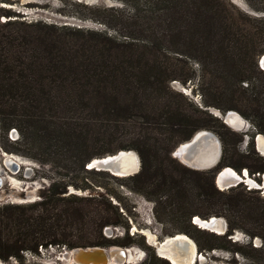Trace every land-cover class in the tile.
<instances>
[{
	"label": "trees",
	"instance_id": "obj_1",
	"mask_svg": "<svg viewBox=\"0 0 264 264\" xmlns=\"http://www.w3.org/2000/svg\"><path fill=\"white\" fill-rule=\"evenodd\" d=\"M145 3L142 14L139 10L111 16L115 24L110 28L118 35L12 19L19 13L0 6V122L7 131L17 128L25 139L32 134L34 143L41 138L48 146H61L63 138L72 139V152L42 148L43 162H55L66 170L104 174L89 169L88 163L122 149L135 150L141 158L140 171L112 177L154 201L155 208L166 193L179 197L178 207L162 202L165 214L180 225L178 232L193 237L207 233L192 222L195 215L225 217L227 232L208 235L231 242L227 237L241 229L251 239L261 238L260 247L251 240L233 251L264 264V198L253 195L257 190L236 185L225 191L215 184L218 170L226 166L264 173V157L253 143L237 161L234 154L243 134L205 109L237 111L251 119L257 133L264 134V69L259 66L264 54V16L239 10L234 15L223 0ZM3 16L10 19L2 21ZM182 46L189 51L181 50ZM169 51L176 54L171 68L166 64ZM180 55L196 59L201 72L188 67ZM177 69L184 74H177ZM197 78L203 96L209 90L214 101L204 99L200 107L183 93L178 95L186 102L170 95L171 81L187 84ZM221 99L229 103L224 105ZM85 110L93 115L83 120L78 113ZM36 124L43 126L39 137ZM201 129L215 132L223 145L219 165L208 170L189 168L172 156L178 145ZM120 134L127 137L125 143L107 146ZM233 138L236 146L231 152ZM70 185L89 192L69 193ZM192 194L202 207H213L211 212L189 211L185 206ZM112 197L118 196L88 183L62 181L53 182L42 199L33 203L0 205V258L21 259L24 251L37 253L48 246L128 245L129 240L104 236L106 226H126ZM196 243L202 252L205 247L197 239Z\"/></svg>",
	"mask_w": 264,
	"mask_h": 264
},
{
	"label": "rangeland",
	"instance_id": "obj_2",
	"mask_svg": "<svg viewBox=\"0 0 264 264\" xmlns=\"http://www.w3.org/2000/svg\"><path fill=\"white\" fill-rule=\"evenodd\" d=\"M223 1L234 15H238L239 10L258 17L264 16V4L262 0ZM0 6L17 14L19 13L18 15L20 16H14L12 19L18 18L29 23H35L38 21L43 24L56 25L58 27L66 26L71 28H83L90 31H108L109 34L118 35L115 29L110 28L111 24H115V21L113 23L111 16H119L120 14L128 16L129 14L139 13V10L140 14H142L141 10L142 8H145L146 3L145 0H0ZM7 19H10V17L3 16L1 18L2 21ZM60 31L69 32L68 29H62ZM170 47L174 49V46ZM181 50L189 51V48L182 46ZM167 55L168 58H166V64L171 68V64L176 63V54L169 51ZM179 57H182L187 61L188 67H192L197 72H201L202 66L196 61V59L191 58L190 56L188 57L187 55H180ZM177 74L182 75L184 72L177 69ZM170 89V95H173L184 102L185 100L178 95V93H183L187 97V100L193 101L200 107H203L204 99L209 101L215 100L213 93L209 90H206L203 96V87L201 86V83H199L198 78L187 84H183L179 80H173L170 82ZM220 102L226 105L229 103V100L221 99ZM206 108L207 107H205V109ZM208 108L211 113L212 111L219 110L214 107ZM101 110L103 111L102 107ZM78 114H80L79 117L83 120H86L93 115V113L89 114V110H85ZM61 116L62 118H65L63 114ZM69 116H67L66 119H68ZM243 118L250 123L249 126L242 130H236L230 127L232 130L238 132L239 135L243 134L244 139L238 144V151L234 154V158L237 161H241L243 156L249 152L253 143L258 154L264 157V155L258 151L256 143L257 130L253 126L251 119L245 116H243ZM138 121L141 122L142 119L139 117ZM36 126L39 128L37 132V136L39 137L42 134L41 132H44L42 130L43 126L41 127V125L39 126L38 124H36ZM34 128L36 129V127ZM262 135L264 137V134ZM39 139L36 138V143H34L33 141L35 139L32 137V134L25 139L17 128H12L7 131L4 124L0 122V177L2 180L0 185V205L6 203L30 204L40 200L42 199V193L47 191L53 182L70 181L78 184L88 183L101 192H108L110 195L111 193L117 194L118 197H112L113 203L119 205V211L123 214L121 217L123 222H126V226H106L104 229V236L111 239L120 238L130 241L128 245L122 247L134 249L131 251L134 254L132 258H140L131 264H171L168 260L159 255L155 245L149 240L148 230L156 235L158 241H162L167 236L181 233L178 232V226L180 225H176L171 221L170 217L165 214L164 206L162 204V202L168 201L172 202L174 207H178L180 206L179 197L171 193H166L159 197L161 202L158 204V208H155L154 201L147 198L144 194L132 191L127 186L122 185L118 179L112 177L113 174L109 171L103 170L104 174L97 175L89 174L81 170H66L55 162L45 163L42 161L43 158H46L43 155L42 148L46 150L47 147H49L48 150L55 151L56 149H59L66 153L72 152L74 148L73 141L72 139L65 137L61 142V146H55L54 143L48 146L47 143L41 142V138ZM127 140L128 139L125 135L120 134L117 139L107 146L117 148ZM231 142H234V144L231 143L230 145L232 148L231 152H234V145L236 146L235 139H231ZM41 152L42 154L38 156V159L35 158V156ZM4 153L13 154L19 159V161H21V163L23 162L19 171L14 172L7 167L5 164ZM177 160L182 163L179 159ZM177 168L180 169L179 167ZM244 169L249 171L247 167H242L240 170H236L239 173H242ZM258 173L259 172H256L255 174ZM261 174L263 175V173ZM249 175L250 178L252 177L258 182H261L262 180V175H257L256 178L253 177L254 174L252 173H249ZM14 184L18 185V187H15ZM236 185H238V189L242 190L244 187L247 189L244 180L239 181ZM216 187L219 190H222L217 184ZM260 187L261 186H257V192L253 195L264 198V190H259ZM229 189L230 188L225 189V191H228ZM88 192V190L77 189L73 185L69 186V193L87 195ZM194 199L195 196L192 194L187 206H185L189 207V211L202 210L207 212L209 210L211 212V209L209 208L213 207H209L208 204H204V207H202L199 199ZM195 216L193 217V223L195 222ZM206 232L207 233H195V237L189 233L182 232L193 239L195 243L197 239L205 247V249H202L203 258H199L195 264H259L252 259L245 257L241 253L234 252L233 249L235 247L246 245L251 240L253 246L260 247L263 244L261 238L255 237L254 239H251L245 231L237 229L232 235L227 237L231 242H226L227 240L213 238L208 235V233H211L212 231L206 230ZM210 245H215L216 247L209 249L208 247ZM71 250L72 249L65 246L40 247L37 253L29 250L22 252L21 259L16 257H10L8 259L0 258V264H77L73 257L70 258V254H66ZM198 251H200L199 248ZM158 260L159 262H157Z\"/></svg>",
	"mask_w": 264,
	"mask_h": 264
},
{
	"label": "water",
	"instance_id": "obj_3",
	"mask_svg": "<svg viewBox=\"0 0 264 264\" xmlns=\"http://www.w3.org/2000/svg\"><path fill=\"white\" fill-rule=\"evenodd\" d=\"M259 65L261 66L262 69H264V54L259 58ZM206 109H209V108L207 107ZM233 112L238 113L237 111H234V110H228L226 113H222L220 110L212 111V113L215 116L222 119L224 123H226L229 127L234 128V126L231 124V114ZM247 123L250 125L249 122ZM259 135H262V134L257 133L256 137L258 138ZM212 136L216 137L218 140L219 153H216L215 150H212V151L210 150L209 152L206 150L207 147L205 144L211 142L210 137ZM257 146H258V151L261 152L260 146L258 143H257ZM131 151L136 152L135 150H131V149L129 150L122 149L114 154H109L103 157L94 158L96 160L92 159L88 163L87 167L89 169L106 170L118 177H127V176L137 174L141 169V158L137 152L136 154L139 157V163H140L138 170L134 171L130 169L129 167H123V164H122L123 158H125L124 153L131 152ZM172 154L175 158L179 159L184 165L192 169L208 170V169L215 168L219 165L222 154H223V145H222V141L220 137L215 132L211 130H207V129H201L197 131L191 137V139L178 145ZM5 164L7 165V167H9L14 172L19 171L22 165L15 158V155L13 154H6ZM227 167H230V166L221 168L220 170H218L215 176V183L218 186H219L218 181L222 173L224 172V169ZM118 173L123 174V175H119ZM1 182L2 180L0 178V185H1ZM232 186H234V184H230L228 188ZM218 218L223 220L224 226L222 229H219L220 225L215 220ZM194 223L201 229L209 230L217 234H224L228 230V222L224 217L211 216L207 219L199 217V220L197 222L195 220ZM158 243L161 244V241H158ZM155 247L156 249H158L157 245H155ZM126 248L127 247H122L118 245H113L111 247H102V246L78 247V248L72 249L66 254L68 255L70 254V258L73 257V259L76 261L77 264H107V260L111 252L121 251L120 253L125 255L124 249ZM201 253L202 252L199 251V255Z\"/></svg>",
	"mask_w": 264,
	"mask_h": 264
},
{
	"label": "bare ground",
	"instance_id": "obj_4",
	"mask_svg": "<svg viewBox=\"0 0 264 264\" xmlns=\"http://www.w3.org/2000/svg\"><path fill=\"white\" fill-rule=\"evenodd\" d=\"M231 124L234 126V129H236V130H242L243 128L249 126V124L247 123V120H245L240 114H238L236 112H233L231 114ZM258 137H259V138H257L258 142H257V139H256V142L260 146V150L262 152L261 154L264 155V137L262 135H260ZM210 138H211V142L205 144L207 147L206 150L208 152L210 150L211 151L215 150L216 153H219V143H218L217 138L214 136H212ZM4 155L6 157V153H4ZM124 156H125V158H123V161H122L123 167H129L130 169H132L134 171L139 169V166H140L139 157L136 154V152H132V151L126 152V153H124ZM15 158L19 161V159L17 157H15ZM94 160H96V159H94ZM19 162L21 163V161H19ZM119 175H123V174H119ZM245 179L248 180L249 182H251L252 184H255L253 181H251L250 176L248 175V172L246 170L244 173H239L235 168L230 166V167H227L224 169V172L222 173V175L218 181V184H219V187H221L222 189H226V188H228V186L230 184L236 185L239 181L245 180ZM14 185H15V187H18V185H16V184H14ZM263 189H264V184H263ZM195 220L197 222L199 220V217L195 216ZM215 220L220 225L219 229H222L224 226L223 220L219 219V218L215 219ZM148 237H149L150 241H152V242L155 241V239H154L155 235L149 230H148ZM165 238L167 241L165 244H162V245L158 244V246L160 245V254L161 255L171 257L176 264H180L179 260L173 256V251H172V248H174L178 245L180 247V249L183 250L182 252L185 253L184 264H190L193 262L195 252L194 253L188 252L189 248L191 247V244L194 248V251H195V248H197L193 239H191L188 235H186L184 233H177L174 236H167ZM163 240L161 242H163ZM117 252H121V251L111 252L109 257H108V260H109V258H113L114 256L118 257V255L117 256L114 255ZM124 252H126L125 249H124ZM200 255H202V253ZM48 264H51V263H48Z\"/></svg>",
	"mask_w": 264,
	"mask_h": 264
},
{
	"label": "flooded vegetation",
	"instance_id": "obj_5",
	"mask_svg": "<svg viewBox=\"0 0 264 264\" xmlns=\"http://www.w3.org/2000/svg\"><path fill=\"white\" fill-rule=\"evenodd\" d=\"M154 239H155V241L154 242L151 241V242L154 245H157V248H158L157 251H158L159 255L162 258L168 260L171 264H176L171 257L163 256V255L160 254V245L165 244L167 242L166 241V238L163 240V242H161V244L159 246H158L159 243H158V240L156 238V235H155ZM196 246H197V244H196ZM132 250H134V249L126 248L125 249V251H126L125 252L126 253L125 256L123 254H121L120 252L115 253L114 255H116V256L118 255V257H115L114 256L113 258H109V260L107 261V264H123V263H130L131 264V263H134L137 259H140V258L139 257H137L136 259L135 258H132V256H134V254L131 252ZM172 251H173V256L179 260L180 264H184L185 253L182 252L183 250L180 249V247L177 245L176 247L172 248ZM188 252L189 253L190 252H192V253L195 252L194 260L190 264H195L199 260V258L200 259L203 258V255H199L198 248H195V251H194V248H193L192 244H191V247L189 248ZM161 261H164V260H161ZM157 262H159V260Z\"/></svg>",
	"mask_w": 264,
	"mask_h": 264
},
{
	"label": "built area",
	"instance_id": "obj_6",
	"mask_svg": "<svg viewBox=\"0 0 264 264\" xmlns=\"http://www.w3.org/2000/svg\"><path fill=\"white\" fill-rule=\"evenodd\" d=\"M245 170L248 172V175H249V171L247 170V169H244L243 170V173L245 172ZM260 176V175H262L261 173H258V174H254L253 175V177H255L256 178V176ZM250 176V175H249ZM251 179V181H253L255 184H252L251 182H249L248 180H244V182H245V185L247 186V189L248 190H256L257 189V186L259 187V186H261L260 188H259V190H264L263 189V184H264V173H263V175H262V180H261V182H258V181H256L254 178H250Z\"/></svg>",
	"mask_w": 264,
	"mask_h": 264
}]
</instances>
